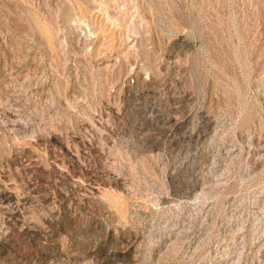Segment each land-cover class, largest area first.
Returning <instances> with one entry per match:
<instances>
[{"label":"rangeland","instance_id":"374dc122","mask_svg":"<svg viewBox=\"0 0 264 264\" xmlns=\"http://www.w3.org/2000/svg\"><path fill=\"white\" fill-rule=\"evenodd\" d=\"M0 264H264V0H0Z\"/></svg>","mask_w":264,"mask_h":264}]
</instances>
